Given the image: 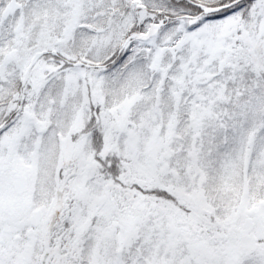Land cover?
Masks as SVG:
<instances>
[{
  "label": "snow or ice",
  "instance_id": "6c2138e0",
  "mask_svg": "<svg viewBox=\"0 0 264 264\" xmlns=\"http://www.w3.org/2000/svg\"><path fill=\"white\" fill-rule=\"evenodd\" d=\"M0 264H264V0H0Z\"/></svg>",
  "mask_w": 264,
  "mask_h": 264
}]
</instances>
